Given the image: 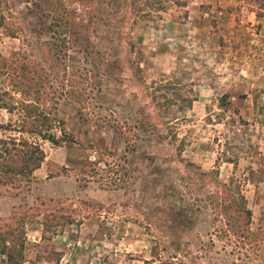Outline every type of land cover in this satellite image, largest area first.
<instances>
[{
	"label": "rangeland",
	"instance_id": "rangeland-1",
	"mask_svg": "<svg viewBox=\"0 0 264 264\" xmlns=\"http://www.w3.org/2000/svg\"><path fill=\"white\" fill-rule=\"evenodd\" d=\"M13 53L60 140L11 130L0 68V138L44 155L0 185L19 264H264V0H0ZM239 195L249 243L220 207Z\"/></svg>",
	"mask_w": 264,
	"mask_h": 264
},
{
	"label": "trees",
	"instance_id": "trees-1",
	"mask_svg": "<svg viewBox=\"0 0 264 264\" xmlns=\"http://www.w3.org/2000/svg\"><path fill=\"white\" fill-rule=\"evenodd\" d=\"M119 2V0H115ZM18 64V65H17ZM27 57H19L18 53H13L10 59L0 57V68H3L7 81L13 90H17L20 100L16 104H2L1 107L7 112L18 108L20 117L17 125L11 130L18 133L36 135L43 140H48L53 145H58L60 140L51 133L55 122V116H48L49 112L38 111L32 103L30 91H36L31 77L26 74ZM19 70V74H14V69ZM13 77H16L14 79ZM19 88V89H18ZM224 95L220 96L219 103L222 104ZM2 124H0V127ZM7 125V124H6ZM9 127V125H7ZM66 139V138H65ZM63 139V140H65ZM44 155L40 147L26 138L18 136H6L0 138V185L17 188L22 182L29 180L31 172L39 167ZM220 207L225 222L232 233L239 236V242H252V234L249 235L248 224L250 223L251 212L246 207L242 196L239 200L221 199ZM249 240V241H248ZM3 242L0 252L5 255L8 264H19L21 261V244L15 248L14 244Z\"/></svg>",
	"mask_w": 264,
	"mask_h": 264
}]
</instances>
